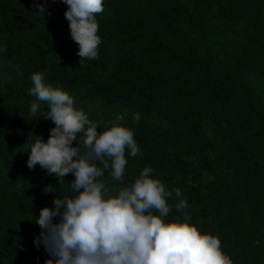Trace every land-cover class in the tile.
Here are the masks:
<instances>
[{
  "label": "trees",
  "instance_id": "16d2710c",
  "mask_svg": "<svg viewBox=\"0 0 264 264\" xmlns=\"http://www.w3.org/2000/svg\"><path fill=\"white\" fill-rule=\"evenodd\" d=\"M35 2L43 14L34 0H0V264H43L34 219L74 194L72 174L58 182L25 164L32 135L53 127L44 102L28 112L36 71L98 131L117 115L132 128L140 153L125 152V182L151 167L233 264H264V0H104L92 60L76 54L67 5ZM109 171L101 179L119 187ZM168 219L182 216L172 207Z\"/></svg>",
  "mask_w": 264,
  "mask_h": 264
},
{
  "label": "clouds",
  "instance_id": "9594fccd",
  "mask_svg": "<svg viewBox=\"0 0 264 264\" xmlns=\"http://www.w3.org/2000/svg\"><path fill=\"white\" fill-rule=\"evenodd\" d=\"M62 2L77 56L95 59L101 43L96 14L103 11L104 0ZM33 7L37 13L45 11L35 0ZM30 80L28 93L35 100L28 112L38 117L44 102L43 118L53 127L46 140L32 135L25 164L29 169L38 165L58 182L66 174L74 177V194L55 196L52 206L42 207L34 219L39 233L33 246L46 254L43 264H233L219 238L198 229L183 213L187 204L179 188L169 191L148 166L125 182V152L134 157L140 149L121 116L98 131L97 123L74 107L71 95L45 82L44 72L31 73ZM139 118L133 114L134 120ZM105 170L119 187L101 179ZM173 193L178 199L174 206L168 203ZM172 207L182 219H168Z\"/></svg>",
  "mask_w": 264,
  "mask_h": 264
}]
</instances>
